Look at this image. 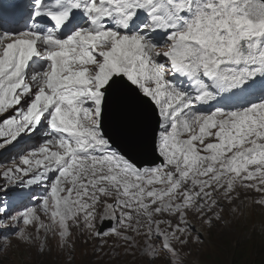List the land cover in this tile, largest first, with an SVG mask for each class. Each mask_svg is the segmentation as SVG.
<instances>
[{
    "label": "snow or ice",
    "instance_id": "snow-or-ice-1",
    "mask_svg": "<svg viewBox=\"0 0 264 264\" xmlns=\"http://www.w3.org/2000/svg\"><path fill=\"white\" fill-rule=\"evenodd\" d=\"M19 2L0 149L38 143L0 164V252L73 264L78 233L115 264H185L196 222L264 212V0Z\"/></svg>",
    "mask_w": 264,
    "mask_h": 264
},
{
    "label": "rangeland",
    "instance_id": "rangeland-1",
    "mask_svg": "<svg viewBox=\"0 0 264 264\" xmlns=\"http://www.w3.org/2000/svg\"><path fill=\"white\" fill-rule=\"evenodd\" d=\"M32 145L30 140L22 141L19 145L6 146L4 149H0V164L4 166H10L4 162L15 156L23 147ZM17 146V152L12 155L6 153ZM18 211V209L13 210ZM259 208H254L249 213L248 220L243 224L240 231L235 232L231 228L233 222L226 219L225 213L224 220L217 222V225L212 236H208L207 241L202 239L197 243L196 252L184 251L186 256L185 264H264V241L261 238L264 233V228H255V224L258 222ZM247 226L248 231H245ZM248 236V242L241 241L243 235ZM234 235H239V239H234ZM253 239L251 241V239ZM219 241V242H218ZM97 243L93 241L88 243L91 248L82 246L79 242H76V251L73 264H93L97 258L102 256V253L94 254L93 245ZM59 249L54 250L45 256H37L35 248L28 245L20 244L13 238L12 244L5 251L0 252V264H38V261H45L46 264H56L58 259ZM66 259V257H64ZM108 264V262H103Z\"/></svg>",
    "mask_w": 264,
    "mask_h": 264
},
{
    "label": "water",
    "instance_id": "water-1",
    "mask_svg": "<svg viewBox=\"0 0 264 264\" xmlns=\"http://www.w3.org/2000/svg\"><path fill=\"white\" fill-rule=\"evenodd\" d=\"M137 161H141L144 164H149L154 159L153 154L150 151L139 149L133 153Z\"/></svg>",
    "mask_w": 264,
    "mask_h": 264
},
{
    "label": "bare ground",
    "instance_id": "bare-ground-1",
    "mask_svg": "<svg viewBox=\"0 0 264 264\" xmlns=\"http://www.w3.org/2000/svg\"><path fill=\"white\" fill-rule=\"evenodd\" d=\"M22 20H23V18H22ZM19 24H21V23H18L17 25H19ZM20 26H24V24H21ZM23 206H26V204H24Z\"/></svg>",
    "mask_w": 264,
    "mask_h": 264
},
{
    "label": "trees",
    "instance_id": "trees-1",
    "mask_svg": "<svg viewBox=\"0 0 264 264\" xmlns=\"http://www.w3.org/2000/svg\"><path fill=\"white\" fill-rule=\"evenodd\" d=\"M245 231H247V230H245ZM245 236H246V235H243V237H242V238H244ZM242 238H241V239H242Z\"/></svg>",
    "mask_w": 264,
    "mask_h": 264
}]
</instances>
